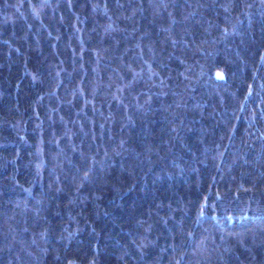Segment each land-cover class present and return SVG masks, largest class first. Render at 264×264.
Returning <instances> with one entry per match:
<instances>
[{
	"label": "trees",
	"instance_id": "obj_1",
	"mask_svg": "<svg viewBox=\"0 0 264 264\" xmlns=\"http://www.w3.org/2000/svg\"><path fill=\"white\" fill-rule=\"evenodd\" d=\"M0 264H264V0H0Z\"/></svg>",
	"mask_w": 264,
	"mask_h": 264
},
{
	"label": "snow or ice",
	"instance_id": "obj_2",
	"mask_svg": "<svg viewBox=\"0 0 264 264\" xmlns=\"http://www.w3.org/2000/svg\"><path fill=\"white\" fill-rule=\"evenodd\" d=\"M217 75L219 76L220 74L218 73Z\"/></svg>",
	"mask_w": 264,
	"mask_h": 264
}]
</instances>
